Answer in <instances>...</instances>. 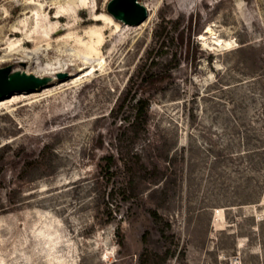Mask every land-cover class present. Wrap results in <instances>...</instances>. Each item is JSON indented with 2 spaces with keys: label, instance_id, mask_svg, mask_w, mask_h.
Masks as SVG:
<instances>
[{
  "label": "rangeland",
  "instance_id": "obj_1",
  "mask_svg": "<svg viewBox=\"0 0 264 264\" xmlns=\"http://www.w3.org/2000/svg\"><path fill=\"white\" fill-rule=\"evenodd\" d=\"M109 2L0 0V264H264V0Z\"/></svg>",
  "mask_w": 264,
  "mask_h": 264
},
{
  "label": "water",
  "instance_id": "obj_2",
  "mask_svg": "<svg viewBox=\"0 0 264 264\" xmlns=\"http://www.w3.org/2000/svg\"><path fill=\"white\" fill-rule=\"evenodd\" d=\"M108 12L116 20L129 25H139L148 17L146 6L139 0H110ZM59 77H65L60 74ZM51 77H38L34 74L15 70L12 66L0 69V99L16 93H31L48 86Z\"/></svg>",
  "mask_w": 264,
  "mask_h": 264
},
{
  "label": "trees",
  "instance_id": "obj_3",
  "mask_svg": "<svg viewBox=\"0 0 264 264\" xmlns=\"http://www.w3.org/2000/svg\"><path fill=\"white\" fill-rule=\"evenodd\" d=\"M141 74V81L146 82L148 84L151 83H157V81L161 82L163 80H161V78H158V74L152 72V68H148L146 71H142L140 72ZM132 90L129 89L126 93V96H128L129 94H131ZM134 100H136L137 98L134 97ZM127 106V99L125 97V99L120 100L118 106L116 108H113V110L111 111V113L115 114L116 112H121L124 110V108ZM149 106H150V99L149 97H142V98H138L136 100L135 103H133L132 105V115L131 118H124L125 120H129L130 121V125L135 128L134 131L136 133H138V126H142L143 128L147 125V121H148V114H149ZM105 159L108 161L107 162V166L110 167L111 162L110 159H112L111 157H105ZM109 171V169H108ZM153 216L155 219H157L158 213L156 211H153ZM154 257L158 258V259H162L161 256L157 253L153 254ZM152 254L145 252L144 254H142L141 256V261L140 264H150L153 258Z\"/></svg>",
  "mask_w": 264,
  "mask_h": 264
},
{
  "label": "bare ground",
  "instance_id": "obj_4",
  "mask_svg": "<svg viewBox=\"0 0 264 264\" xmlns=\"http://www.w3.org/2000/svg\"><path fill=\"white\" fill-rule=\"evenodd\" d=\"M115 20V19H114ZM117 21V20H116ZM223 40H219V39H217V41H215V45L217 46H219V45H223ZM226 45L227 46H229L230 45V43H226ZM66 69L65 68H61V69H59V70H50V71H45V72H43V73H37V74H35L36 76H38V77H47V76H55V75H57L58 73H60V72H62V71H65ZM33 74V73H32ZM17 94V93H16ZM19 94H21V93H19ZM9 98H10V96H9ZM6 99V98H5ZM2 100H4V99H2Z\"/></svg>",
  "mask_w": 264,
  "mask_h": 264
}]
</instances>
